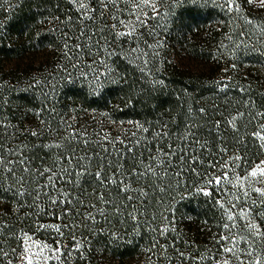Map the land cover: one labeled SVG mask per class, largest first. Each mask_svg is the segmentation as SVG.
I'll return each instance as SVG.
<instances>
[{"label": "trees", "instance_id": "trees-1", "mask_svg": "<svg viewBox=\"0 0 264 264\" xmlns=\"http://www.w3.org/2000/svg\"><path fill=\"white\" fill-rule=\"evenodd\" d=\"M151 1L161 12L139 13L137 31L146 27L147 36L136 31L128 41L118 35L117 21L136 4L143 7L142 0H0V141L6 152L15 149L12 161L26 158V165L9 166L31 181L14 183L5 167L0 264L16 260L29 234L45 238L32 171L49 155L60 163L73 158L65 176L81 195L53 226L84 235L91 228L99 264H179L176 255L188 239L203 260L204 250L220 249L224 226L234 222L232 206L250 198L237 176L248 174L261 152L251 132L264 115V86L236 80L217 88L211 64L220 54L212 50L224 55L226 46L237 45L240 59L264 71V10L255 11V0H233L238 11L212 0ZM221 28L233 38L225 46L216 38ZM149 31L184 66L164 59L160 78L152 76L157 58L149 60L140 46L150 49ZM197 57L204 63H194ZM107 125L117 131L129 125L125 146L99 147ZM152 152L166 161L159 156L150 165H159L154 173L138 175ZM249 209L264 232V204ZM100 230L121 238L110 244Z\"/></svg>", "mask_w": 264, "mask_h": 264}, {"label": "rangeland", "instance_id": "rangeland-1", "mask_svg": "<svg viewBox=\"0 0 264 264\" xmlns=\"http://www.w3.org/2000/svg\"><path fill=\"white\" fill-rule=\"evenodd\" d=\"M127 1H132L133 4V2L137 0ZM212 1L217 5L224 6L226 9H231V11L239 10L238 6L233 2V0ZM255 1H257L255 11L264 10V5H262L259 0ZM150 4L153 5V2L151 0ZM136 5L133 6V8L128 12L127 17L120 16V19H118L117 21L118 28L121 29L118 30V35H125L128 38V41L132 40L130 38L131 35L137 31L139 24L136 22L139 15H144V10L146 11L147 15H152V18H154L161 12L158 6L155 8L154 5H143V7H138ZM126 21H128V23ZM199 30L200 33H203L201 29ZM206 30L207 29H205L204 32H206ZM142 31L143 34L144 32L148 31V29L144 27L142 28ZM129 32H131V35L126 34ZM140 32L141 31H137L136 34H139L142 37L147 36V34L142 35L140 34ZM200 33L198 34L202 35ZM148 35L151 36V43L148 45V48L150 49L147 50L142 48L145 47L143 46V43H141L140 46L142 45V54L145 55L149 60H152L153 57L157 58V65L153 64V66H157V69H155L157 74H155L154 72H150L152 76H156L158 79L160 78L162 73L161 71H163V66L165 65L163 64L164 59H166L167 62L169 61L168 63H171L172 66H184L186 60L183 64L181 63L180 65L178 63V59L175 58L177 56H173L170 53H164V45L159 44L162 41L154 37L157 35V33L155 35H152V32L149 31ZM228 37L229 36L227 30H223L222 28L220 30V33L216 35L219 44L223 46H225L229 40H233V38ZM153 40L155 41V43H152ZM245 48L248 47L245 46ZM212 51H214L215 54H220V58H218L217 56H213L216 61L212 62V64L210 63L212 65L211 75L213 79L210 83H213L214 81L217 88L226 89V87L229 86L230 82H236V80H238L239 85H241L242 83L249 85L252 83V80L253 82L260 83L262 84V86H264V71H258L255 68L257 67L256 64H254V62L250 58H244V60L240 59L238 57L237 45L236 48L234 47V45L230 46V48L226 46L224 55H221L223 50H219V53L215 49ZM147 54L149 55L147 56ZM171 58L174 59V61L171 62ZM191 59L194 63H204V60L200 58ZM261 61H263L264 63V58ZM234 76L235 78L233 79ZM258 115L260 116L261 112H259ZM256 123V131H252L251 133L255 134L256 141L261 150L260 155L250 166L251 169L248 174L240 177L237 176L238 179H240V190L242 183V190L250 198H245L243 201L240 200L238 202L239 206L237 207L232 206V209H234V211H236L237 213L235 212L234 222H232L231 224L227 223V227L224 226V232L223 234H221L222 238L220 239L221 246L218 251H213L212 248L209 250H204V253H207V251H209V254L207 253L208 256L202 260V258H200V256L195 253L199 245L193 244L192 241L188 239L187 242H182V246L185 248L183 250H179V253L176 255V261H179V264H264L263 228L258 224L257 219L259 218H254L251 210L249 209L260 208L264 204V202H260V200L264 201V194H262L264 193V115L260 116V118L257 119ZM127 126H125L123 129L121 128L120 131H117L114 127L108 125L105 126V129L101 130V132L98 133L99 136L102 134L105 135L104 138H101L103 143L99 142V147H108L110 144L112 145V148H114V146L117 147L120 145L125 146L127 144V142L125 141L127 138H123V135L129 137V135L126 134L128 132ZM88 127H91L89 129L93 130V124H89ZM111 131H113V134L111 133ZM76 133L80 135L81 138L86 137V134L82 133L81 131H78ZM95 143L98 144V140H95L94 144ZM152 154L153 155L150 157L147 165H145V168L142 171L138 172V175L154 173L156 167L159 165H157L156 167H152L150 165L153 161H157V159H159V156L162 157L163 161H166L162 154H158L159 156L155 155L156 153L153 152ZM105 155L106 153H104L101 157H104ZM50 156L51 155L46 156L41 160V163H39L41 166L40 170L32 171V181H34L33 185H36L38 187V190L40 191L39 197L37 198V195L35 197L37 198V200L39 199L42 201V206H44L43 210L45 213L44 216L47 220L46 222H44L46 223L45 238H39L35 234H29L26 238L23 249L19 253V256L16 258V260H10L9 264H27V261L25 259L26 255L32 256L33 264H99L96 262V259L93 255L94 253L92 249V236L94 237V234L91 228L89 229V232L84 235L83 232L78 231L77 228H72V230H70L69 227L65 228V224L62 227L60 225L61 228H59V231H57V228H54L55 226H53L55 217L61 220V213L63 214V211L65 210L64 208L67 207L66 204L69 203L68 201H70V199L72 200V198H78L81 195L74 181L71 179L68 180L65 176V174L68 172L67 167L69 166V164H74L73 158L70 157L68 158V160H63L62 163H60L53 159V157L49 159ZM82 157L83 155L79 154L75 155L74 158H79L81 160ZM78 164L80 166L83 165L81 161ZM45 169H52L56 173V177H59V179L53 177L52 180H48V176L51 175V173L44 172ZM253 171L257 173L255 177L251 175ZM41 172H44V174L39 175V173ZM119 174H121V172ZM225 175H227V172H225ZM242 179L244 180L242 181ZM45 185L48 186L45 187ZM257 189H259V191H257ZM34 193L36 194L35 189ZM70 196L72 197L70 198ZM52 199H56L57 203H51ZM61 200L63 201L62 203L60 202ZM234 204L236 203H233V205ZM90 207L91 208L88 209L93 211L94 207ZM101 213L103 214V211ZM99 214L100 211L97 212V215ZM237 216H240L241 219H237ZM91 218L94 219L93 216ZM57 222L58 224H60L58 220ZM228 222H230L229 218ZM65 230L67 232H65ZM100 232V236L107 239L110 244L113 243L112 241H116L121 238L116 234V232L105 233V231L102 230H100ZM63 237H65V239ZM37 244L41 246L46 244L47 248H45L43 252H41L40 248L36 246ZM192 244L194 245V247H191ZM77 245H79V247H77ZM29 246H31L30 251L26 254L24 249ZM57 247L61 249V252H56L53 255V250ZM225 248L233 249V251L226 252L224 251ZM34 253H40V255H33ZM44 257H47V260H45Z\"/></svg>", "mask_w": 264, "mask_h": 264}, {"label": "snow or ice", "instance_id": "snow-or-ice-1", "mask_svg": "<svg viewBox=\"0 0 264 264\" xmlns=\"http://www.w3.org/2000/svg\"><path fill=\"white\" fill-rule=\"evenodd\" d=\"M142 3L144 5H146V6H153V5L150 4V0H142ZM260 3L262 5H264V0H260ZM137 6L139 7V5H137ZM126 34L127 35H131V32L126 33ZM32 134L33 135H36V133H32ZM14 154H15V149H10L9 148L8 151L6 152L5 151V145H4V143L2 141H0V183H2L3 180H4V178H5L4 173H5V167L6 166L13 165L15 163H18L20 165H26V163H27L26 158H24L22 155H21V157H20V159L18 161H12L10 157H11V155H14ZM165 155H167V153H165ZM181 159H183V157H181ZM22 170L25 171V172L30 171V169L27 168L26 166L23 167ZM44 172L51 173V175L48 176V180H52L53 177H56V173L52 169H45ZM44 172L39 173V175H43ZM15 173H16V168L15 167H11V166L7 167V178L12 179L14 183H21V184H23V183H30L31 182L26 177H16L15 176ZM69 175H71V174L69 173ZM95 175H96L97 178H100L101 177V173L100 172L95 173ZM251 175L255 177L257 175V173L255 171H253L251 173ZM56 179H59V177H56ZM228 179H229V177L227 175H225L224 176V180H228ZM215 182L217 184H220L221 183L220 177H217ZM47 186L48 185H45V187H47ZM257 191H259V189H257ZM21 194H23V193H21ZM205 194L207 195L209 193L206 192ZM262 194H264V193H262ZM36 195H37V198H38L39 195H40V191L39 190H37ZM102 198L103 197H101V199ZM60 202L62 203L63 201L61 200ZM51 203L55 204V203H57V200L56 199H52L51 200ZM231 218L232 217L229 216V219H231ZM225 227H227V225H225ZM56 230L59 231V227L58 226H57V229ZM36 246L40 248L41 252H43V250L45 248H47V245L46 244L43 245V246L37 244ZM30 247L31 246L26 247L24 249V251H25L26 254L30 251ZM77 247H79V245H77ZM224 251H226V252H232L233 249L225 248ZM56 252H61V249L59 247H57L56 249H54L53 250V255ZM33 255H40V253H34ZM57 258H59V257H57ZM25 259L27 261V264H33L32 256L26 255L25 256ZM44 259L47 260V257H44Z\"/></svg>", "mask_w": 264, "mask_h": 264}]
</instances>
